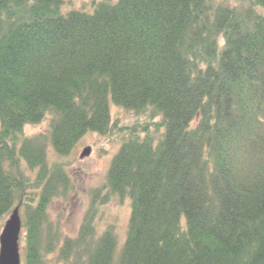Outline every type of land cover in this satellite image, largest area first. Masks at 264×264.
I'll return each mask as SVG.
<instances>
[{
	"label": "trees",
	"instance_id": "trees-1",
	"mask_svg": "<svg viewBox=\"0 0 264 264\" xmlns=\"http://www.w3.org/2000/svg\"><path fill=\"white\" fill-rule=\"evenodd\" d=\"M64 1L0 0V218L22 209L25 264H264V0ZM109 99L143 121L116 125ZM115 126L106 181L60 243L48 207L71 181L49 151ZM127 196L114 260L91 211Z\"/></svg>",
	"mask_w": 264,
	"mask_h": 264
},
{
	"label": "rangeland",
	"instance_id": "rangeland-1",
	"mask_svg": "<svg viewBox=\"0 0 264 264\" xmlns=\"http://www.w3.org/2000/svg\"><path fill=\"white\" fill-rule=\"evenodd\" d=\"M97 1L116 2V0H65L63 9L61 8V10L63 13L68 11V9L91 13ZM231 1L234 3L239 2V0ZM109 108L111 117L118 126L131 123L137 125V122L143 121V117L136 116L132 111L124 110L112 104L110 99ZM47 124L48 121L45 119L37 125H26L24 133L44 132ZM121 138L122 134L116 130L115 126L104 136L92 131L85 133L75 147H73V150L67 156H64V158L57 157L49 151L52 159H57L64 163L71 181V188H69L70 191L66 197L55 199L48 207L49 221H52L57 232L60 234V243L65 237L74 238L79 232L86 213L89 212L93 192L103 186L106 181L107 170L112 157L119 148ZM85 147L90 148V154L81 157V153ZM18 212L20 218L23 217L21 208ZM91 212L93 214L92 221L94 222L92 229H94L95 235H100L107 227L112 228L116 236L115 253L113 254V259L115 260L126 238L128 216L130 214V199L128 196L121 200L115 197L103 204L99 203L96 209ZM9 215L10 213L0 218V233ZM20 233L21 235L24 233L23 228ZM17 243L19 244L18 253L20 254L19 264H25L23 253L24 242L19 237ZM53 255L55 254L48 255V258H51ZM54 259L55 257L53 256L48 261V264H56Z\"/></svg>",
	"mask_w": 264,
	"mask_h": 264
},
{
	"label": "water",
	"instance_id": "water-1",
	"mask_svg": "<svg viewBox=\"0 0 264 264\" xmlns=\"http://www.w3.org/2000/svg\"><path fill=\"white\" fill-rule=\"evenodd\" d=\"M89 154L90 148L85 147L81 157ZM18 211V207L12 210L0 233V264H19L20 262L19 244L17 242L21 229V218Z\"/></svg>",
	"mask_w": 264,
	"mask_h": 264
}]
</instances>
